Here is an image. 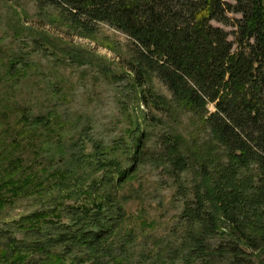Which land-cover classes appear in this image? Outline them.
<instances>
[{"label":"trees","instance_id":"obj_1","mask_svg":"<svg viewBox=\"0 0 264 264\" xmlns=\"http://www.w3.org/2000/svg\"><path fill=\"white\" fill-rule=\"evenodd\" d=\"M42 2L46 6H61L74 17L80 18L74 10L79 14L86 12L92 23L103 22L132 40V47L137 51V62L130 65L135 84L157 76L167 85L177 107L192 113L209 135L207 142L196 141L187 151L181 149V154L177 152L179 141L170 145L175 151L173 161L180 170L195 162L196 157L201 162L204 183L197 184L195 205L186 203L184 209L187 218L194 222L192 232L199 235L202 230L214 234L226 218L239 220L238 215L242 214L247 218L245 223L231 227L241 239L239 242L234 239L232 250L236 255L247 256L242 245L249 239L251 247L255 245L261 252L264 248L261 209L264 202V0ZM213 21L234 27L235 39L230 40V32L215 26ZM150 94L156 106L157 102L166 101L152 90ZM143 134L133 138L131 165L122 166L112 160L117 177L109 171L111 175L93 178L89 185L82 179L84 168L99 165L100 161L88 158L82 151L84 148L64 158V162L70 159L69 166L65 164L63 169L52 171L51 175L58 180L56 184H47L50 180L45 177L29 183L32 171L15 168L21 162L19 157L0 150V154L4 153L0 157V172L5 164L0 174L1 258L8 260L7 264H39V260L52 264H109L122 257L111 242L124 213L117 191L141 162L146 150ZM219 154L226 156L222 164L216 161ZM12 169L15 170L10 174ZM71 179L74 184L69 186ZM96 192H100L99 197L72 205L62 198H90ZM29 199L38 200L42 207L21 215L3 213L6 205L11 207L18 200ZM51 216L58 220L51 221ZM245 227L250 234L247 235ZM192 236L196 242H203V236ZM131 241L133 238L129 236L127 242Z\"/></svg>","mask_w":264,"mask_h":264},{"label":"rangeland","instance_id":"obj_2","mask_svg":"<svg viewBox=\"0 0 264 264\" xmlns=\"http://www.w3.org/2000/svg\"><path fill=\"white\" fill-rule=\"evenodd\" d=\"M42 3L0 0V145L4 146L0 150L19 157L15 168L32 171L31 184L43 177L50 180L47 184H56L52 171L69 166L70 159L64 162V158L84 148L88 158L100 161L84 168L82 179L89 185L110 172L117 177L112 160L131 165L133 138L143 132L145 153L117 191L124 213L111 242L122 257L109 264H264V248L260 252L251 247L249 239L242 245L247 256L232 250L234 239H241L231 227L245 223L242 214L239 220L226 218L214 234L201 230L202 243L194 240L192 235H199L192 232L194 222L184 209L186 203L195 205L197 184L204 183L201 162L196 157L180 170L170 145L179 141L181 154L196 141L207 142L209 135L192 113L177 107L157 76L135 84L130 65L137 62V51L132 40L103 22L92 23L86 12L74 10L80 18L74 17L61 6ZM213 24L235 39L234 27ZM149 89L165 97L164 104L156 106ZM217 157L225 162V155ZM99 196L96 192L90 198H62L72 205ZM39 204L34 199L18 200L6 205L3 213L21 215L40 209ZM129 236L133 241L127 242ZM6 261L0 256V264ZM39 264L52 262L39 260Z\"/></svg>","mask_w":264,"mask_h":264}]
</instances>
